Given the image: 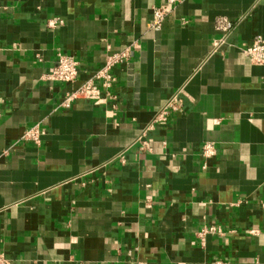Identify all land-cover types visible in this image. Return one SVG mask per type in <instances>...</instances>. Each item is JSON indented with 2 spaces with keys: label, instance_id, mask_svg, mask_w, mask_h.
<instances>
[{
  "label": "crops",
  "instance_id": "crops-1",
  "mask_svg": "<svg viewBox=\"0 0 264 264\" xmlns=\"http://www.w3.org/2000/svg\"><path fill=\"white\" fill-rule=\"evenodd\" d=\"M168 2L0 0L10 264H264V66L244 52L264 38V0ZM127 49L101 103L62 105ZM62 54L79 62L74 83L48 78ZM176 94L180 109L156 120ZM35 126L39 144L21 138Z\"/></svg>",
  "mask_w": 264,
  "mask_h": 264
},
{
  "label": "built area",
  "instance_id": "built-area-1",
  "mask_svg": "<svg viewBox=\"0 0 264 264\" xmlns=\"http://www.w3.org/2000/svg\"><path fill=\"white\" fill-rule=\"evenodd\" d=\"M177 0H169V4L176 2ZM163 5L154 8L153 19L150 23L152 29L159 30L165 17L170 13V5ZM54 21L52 25H55ZM216 28L224 35L228 34L232 29V22L227 18H219L216 22ZM245 54L252 60L253 63L264 66V38L258 37L254 40L252 46L244 50ZM130 52L128 49L122 53L109 55L106 59L105 64L99 68L92 77L85 80L76 89L65 93L63 96L62 105L70 106L74 101L79 99H90L97 103L102 102L101 88H111L117 81L114 75V68L121 63L124 59L128 58ZM80 74L79 62L76 61L72 56L59 55L58 60L53 70L48 74L49 80L62 83H74L78 80ZM181 107V100L179 94L174 95L164 106L156 120H165L167 115L173 111L179 110ZM1 114V112H0ZM41 130L38 126L30 128L22 135L23 140H29L36 144L41 141ZM203 154L210 156L214 154V147L208 143L203 146ZM213 233L219 234L221 230L212 226L204 228L200 234ZM0 264H10L9 260L3 253L0 252ZM214 264H227L223 261H217Z\"/></svg>",
  "mask_w": 264,
  "mask_h": 264
}]
</instances>
